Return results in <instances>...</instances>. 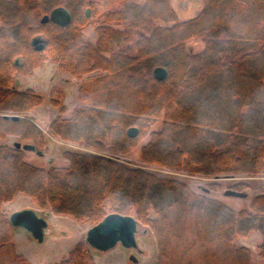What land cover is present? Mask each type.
I'll return each mask as SVG.
<instances>
[{
	"label": "trees",
	"instance_id": "16d2710c",
	"mask_svg": "<svg viewBox=\"0 0 264 264\" xmlns=\"http://www.w3.org/2000/svg\"><path fill=\"white\" fill-rule=\"evenodd\" d=\"M199 1L200 14L178 22L170 0H0V138L45 143L26 117L43 97L16 89L14 78L50 58L81 81L82 102L50 123L51 134L105 152L67 151V168L46 170L14 145H0V264H30L1 211L21 194L82 222L135 217L154 233L156 264H252L251 250L234 244L252 232L262 236L264 258V194L251 210L235 211L186 182L119 160L148 138L140 158L150 166L208 179L264 176V0ZM57 7L71 12L68 26L42 23ZM90 23L95 43L84 39ZM37 37L43 41L35 46ZM192 40L201 52L188 50ZM131 42L137 54L115 52ZM157 67L168 71L166 79L155 78ZM158 120L162 127L153 131ZM132 127L136 138L128 135ZM89 247L78 243L59 264H95Z\"/></svg>",
	"mask_w": 264,
	"mask_h": 264
},
{
	"label": "rangeland",
	"instance_id": "374dc122",
	"mask_svg": "<svg viewBox=\"0 0 264 264\" xmlns=\"http://www.w3.org/2000/svg\"><path fill=\"white\" fill-rule=\"evenodd\" d=\"M172 8L177 13V21L182 22L196 17L204 8V4L199 0H170ZM91 14L89 18H91ZM91 22V21H90ZM84 39L95 43L97 34L95 27L90 23L83 27ZM41 38H45L43 35ZM188 50L195 53L201 52L202 43L189 41ZM128 51L131 55L137 54L136 46L133 42L130 45L123 44L116 48V53ZM100 71H94L91 76L102 75ZM18 83V85H17ZM81 81L69 72L62 70L58 65L47 58L43 64L33 71L30 76L16 74L14 86L16 89L25 91L31 89L43 97V102L32 109L26 117L31 119L44 135V144L36 145L29 140H21L18 137L8 136L0 138V145H14L15 142L22 144H33L43 155L39 156L35 152L26 151V161L36 167L46 170L55 166L67 168L69 161L65 158L67 151L86 152L97 155L105 154L88 148L83 143L67 142L55 138L50 132V123L59 116L69 117L72 111L82 102L78 98V90ZM66 108L68 111L64 110ZM162 127V120H158L153 126V131H158ZM148 142V138L141 140L136 148L128 154L120 157V161L132 168H140L156 174L159 177L177 179L186 182L195 192L204 193L216 199L235 211L251 210L252 200L264 194V176L253 177H218L204 178L192 175L181 170H167L156 166L144 164L141 161L140 153L143 146ZM217 183L220 188L213 189L210 184ZM244 184L245 187L239 190L245 192L248 197L245 199L227 197L224 191L233 189L237 184ZM208 191V192H207ZM32 209L48 222V233L44 242L36 241L31 234L22 228L13 229V242L18 254L25 257L30 264H59L66 260L71 251L80 242H87L88 231L98 224V222L78 221L71 216L55 214L50 209H41L31 202L24 194L18 195L12 202L6 203L2 207V212L10 216L18 211ZM151 217L154 215L151 213ZM139 222V221H138ZM137 249H127L121 245L105 252L97 251L89 247L95 264H156L158 259L157 241L151 227L144 222L138 223L136 234ZM262 240L261 234L252 232L248 236L239 237L235 240L237 247H245L252 252V264H264V258L260 255L259 245ZM137 259V263L131 258ZM223 259V258H221ZM222 261H225L224 259Z\"/></svg>",
	"mask_w": 264,
	"mask_h": 264
},
{
	"label": "water",
	"instance_id": "95a60500",
	"mask_svg": "<svg viewBox=\"0 0 264 264\" xmlns=\"http://www.w3.org/2000/svg\"><path fill=\"white\" fill-rule=\"evenodd\" d=\"M89 14V10H88ZM52 21L59 26L66 27L72 21L71 12L65 7H57L53 9L49 14L45 15L42 19V23ZM43 40L41 38L34 39V45L37 46ZM42 49V46L39 47ZM16 64H19V60H16ZM153 74L157 80H164L168 76V71L164 67H157L154 69ZM18 85V83H17ZM5 119L10 118L7 115L3 116ZM13 120H18V116H12ZM138 129L132 127L128 130V135L131 138L138 136ZM14 148L23 151L35 152L39 156L43 153L38 151L33 144H22L20 142L14 143ZM208 192V191H207ZM224 195L227 197H235L245 199L248 194L233 189H227L224 191ZM10 223L14 228H22L38 242H44L45 235L48 233V222L41 217L35 210L26 209L13 213L10 218ZM138 220L133 216H124L120 214H110L106 216L100 223L92 227L87 234V243L90 247L97 251L105 252L113 249L119 244L127 249H137L138 244L136 240V234L138 232ZM132 262L137 263V259L132 257Z\"/></svg>",
	"mask_w": 264,
	"mask_h": 264
},
{
	"label": "flooded vegetation",
	"instance_id": "af4514ba",
	"mask_svg": "<svg viewBox=\"0 0 264 264\" xmlns=\"http://www.w3.org/2000/svg\"><path fill=\"white\" fill-rule=\"evenodd\" d=\"M120 245V244H119Z\"/></svg>",
	"mask_w": 264,
	"mask_h": 264
}]
</instances>
